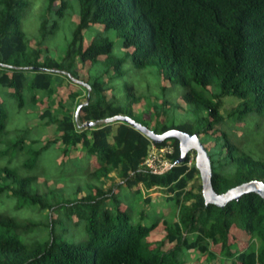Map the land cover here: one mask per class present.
<instances>
[{
    "label": "trees",
    "instance_id": "trees-1",
    "mask_svg": "<svg viewBox=\"0 0 264 264\" xmlns=\"http://www.w3.org/2000/svg\"><path fill=\"white\" fill-rule=\"evenodd\" d=\"M53 1L46 0L43 5L38 34L28 36L21 27L28 1L0 0V194L15 199L13 210L0 211V264H183L186 249L202 256L198 264H217V256L228 264H264L261 196L250 191L222 206L205 204L200 182L194 189L186 187L198 176L194 162L187 163L188 152L183 161L159 172L140 165L150 142L157 147L170 144L171 151L165 155L172 162L178 155L175 137L151 141L125 122L102 121L116 113L132 117V103L143 97L129 91L132 84L116 80L123 77V65L135 71L149 68L157 79L159 76L182 87L180 98L196 118L180 123L156 122L153 127L139 122L156 132L175 127L195 131L198 137L199 133L209 134L213 145H205L207 138L199 139L209 156L210 181L216 192L249 179L264 182V122L250 140L240 143L223 136V132L211 135L207 131H217L218 124L226 120L264 115V0H58L56 6ZM71 11L78 20L66 19L68 38L66 35L63 48L54 56L42 44ZM95 23L101 27L94 29ZM88 29L93 35L83 46V30ZM112 34L120 40L116 53L112 52ZM85 61L88 88L79 82L65 96L55 94L54 101L51 94L55 88L77 79V62ZM113 86L124 91L121 98L106 96L105 91ZM82 92L87 101L74 116L70 106L75 111L80 102L76 98ZM227 94L239 101L222 115L219 98ZM43 96L46 103L36 112ZM9 97L11 107L21 114L16 125L8 122ZM49 101L56 106L52 108ZM153 106L158 108L155 103ZM27 109L41 124H54V136L37 147L32 143L39 141L38 137L29 135L30 127L24 122ZM87 120L95 122L83 124ZM195 121L198 127L193 128ZM13 130L17 136L7 139ZM55 142L67 158L76 149L83 152L78 156L80 162L87 164L91 158L95 162L66 196L65 185L40 187L37 181L40 172L36 169L47 168L40 165L44 161L51 163ZM64 165V159L57 164L60 168ZM113 176L120 179L116 188L128 189L138 183L144 190L161 188L176 206L174 219L159 210L147 221L133 218L132 201L123 202L124 192L105 186ZM81 189L84 192L78 196ZM131 192L141 196L139 187ZM21 206L46 210L49 220L41 226L31 218H17L12 212ZM60 208L66 218L76 216L84 233L81 239L68 240L54 231L58 218L50 212ZM144 214L141 209L140 217ZM159 221L165 232L151 242L147 235ZM232 224L248 234L243 248L234 249L228 240ZM39 227L47 228L46 237L36 230ZM164 242L172 245L162 248Z\"/></svg>",
    "mask_w": 264,
    "mask_h": 264
},
{
    "label": "rangeland",
    "instance_id": "rangeland-1",
    "mask_svg": "<svg viewBox=\"0 0 264 264\" xmlns=\"http://www.w3.org/2000/svg\"><path fill=\"white\" fill-rule=\"evenodd\" d=\"M28 4L25 7L23 11V16L21 17V27L24 30V32L29 35H37L38 34V20L39 15L41 14L43 8V5L45 4L46 0H27ZM53 5H58V0L53 1ZM66 18L61 19V25L55 32V34L52 35V37L49 38V40L43 45H46L51 51L52 55H56L57 52L60 51V48L62 49L64 46V43L66 42V35L68 38V22L67 18L70 21L76 22L78 20L77 14L75 11H71L70 13L65 16ZM92 27L94 29H99L101 27V24L95 23L92 24ZM92 28V29H93ZM93 35V31L83 30V37H82V44L83 46L90 40V38ZM113 40L112 45V52L116 53L118 51L120 40L118 37L111 35ZM30 43L34 44L33 39H30ZM36 43V42H35ZM130 49V48H126ZM99 57H102V55H99ZM127 64L123 65V69H125L124 73L121 76L117 77V81H125L128 84H132V87H130L129 91L133 92L135 95L140 93L143 95V97L139 98L136 102H133L131 107V116L135 118L138 121L146 122L148 126L153 127L155 123H161L165 122L166 124L170 123H180L185 122L187 120L193 121V118H196V113L192 111L190 108H188L184 101L180 98V93L182 91V87L178 83H172L170 84L167 80H165L162 77L158 76V79L149 73V68L145 69H139L138 71H135L133 68H127ZM78 67V78H72V81L67 82V85L65 86H57L56 92H53L51 94V97H53L55 101V94L59 97L65 96L66 92L71 88H76L79 86L77 83H79L77 80H83L87 77V67H88V61H85L84 63L77 62ZM66 82V79H64ZM80 84V83H79ZM120 84V82H119ZM122 87V86H120ZM123 90L121 91L120 88L113 86V89H107L105 91L106 96L114 95L117 98H121L123 96ZM84 93L76 98V101L79 99L80 101H83L84 99ZM146 96H145V95ZM40 95V94H39ZM45 95V94H43ZM0 95V99H1ZM166 99L167 101H162V99ZM45 97L43 96V99L41 101H38V108L36 109V112L40 110L42 106L45 105ZM10 103L8 107V122L11 125H16L18 122H21V114L20 112L16 111V108L11 107V103L13 104L12 97H9ZM49 100V97H48ZM12 101V102H11ZM239 99L235 97L234 95H223L219 98V106L218 111L222 115H226L228 112L232 111L236 105ZM51 107H55L56 103L51 102ZM154 102L156 107L153 106ZM29 109V108H28ZM27 109V114L29 113ZM70 109L72 112H74V106H70ZM148 120V122H147ZM24 122L25 125L30 127L31 134L30 136L38 137L39 141H35L32 143L33 147H37L38 145H41L44 143V141L48 138H51L54 136V124H48L44 125L41 124V121L37 119V117L32 116L28 114V116H24ZM264 122V115H250L246 116L243 119H235V120H226L223 123H219V129H216L217 131L208 129L207 131L210 132L211 135L215 134H221L223 132V136L230 137V139H233L234 142L240 143L244 142L245 140H250L251 135L254 133L253 131L257 130L260 123ZM258 124V126H256ZM198 127V124L193 125V128ZM18 131V130H16ZM244 133H247V135L243 136ZM261 133H264V124L261 130ZM17 136V132L10 131L6 135V138L9 137L11 139L15 138ZM264 136V135H263ZM199 138L204 141L206 138L208 140L205 141V145L211 146L213 145L214 141L210 137L209 134L205 133H199ZM8 139V138H7ZM25 143H27V138L24 140ZM58 142H55L52 151L54 152L53 158L51 160L54 161L52 164L46 163L45 161L42 162L40 165H47V168L43 169H36L38 172H40L37 176V181L40 182V187H42V184L46 185L48 184L50 188H54L57 186L65 185L66 189L63 191V193L67 194L69 190L73 189L74 185L77 184L80 179L82 178L80 175L91 168V165H95V162L93 161V158L87 162V164H83L79 161L78 156H80L83 152L80 150H73L72 156L75 155V158H67V156L62 155L61 147L57 145ZM248 142L246 141V145ZM170 145V144H169ZM189 157L191 158V161H194V150H189ZM50 159V155H45L44 158ZM61 159H64L66 162V165H64L62 168L60 166H57L59 161ZM80 165V168L77 166ZM112 173V172H110ZM116 181H120V179L117 176H113V179H107L105 186H111L112 191H117L122 194V201L123 202H131L133 203V218L135 219H141L144 221H147L149 219V215L155 214L157 210L161 211L164 215H166L168 218L174 219V215L176 212V206L173 205L172 199H166V193L159 187H151L149 189H142L141 185L138 183L135 186H132L131 188H124L122 186L121 188H116L115 183ZM66 182V183H65ZM200 182L199 174L198 176H194L186 185V187H193ZM65 183V184H64ZM135 187L140 188L141 196L137 195L136 193H132V189ZM56 189L53 190V192ZM57 192V191H56ZM84 192V189L78 190L77 195L80 196ZM58 193V192H57ZM144 197H147V201H144ZM121 202L120 206H124V203ZM15 204V199L11 196H9L6 193L0 194V211H6V210H13V206ZM141 209H144V216L140 217L139 212ZM51 215L58 218V220L53 225L54 231L58 232L61 237H64L68 240H79L83 237V231L80 226V224L76 221L78 219L74 214H71L69 218H66L63 214V209H57L56 211H51ZM17 218H31V220H35L38 223L40 222V225L42 226L46 220H49V216L46 212V210L38 209L36 206H21L17 209L14 208V212H12ZM60 219V220H59ZM37 228L36 230H39ZM40 235L42 237H46L48 235V230L46 227H42L40 230ZM164 227L163 224L159 221L156 226H154L152 229H150L147 239L151 242H154L155 240L162 237L164 234ZM248 234L245 230L236 227L235 225H231L228 231V240L231 243H234L235 247L234 249H240L243 248L247 244ZM172 245V242H164L162 244V248H168ZM213 249L217 250V246H213ZM200 256V255H199ZM198 252L194 249H186L183 252V264H198L199 260L202 258V256L199 257ZM217 261V264H228L227 260L220 259L219 256L215 258Z\"/></svg>",
    "mask_w": 264,
    "mask_h": 264
},
{
    "label": "water",
    "instance_id": "water-1",
    "mask_svg": "<svg viewBox=\"0 0 264 264\" xmlns=\"http://www.w3.org/2000/svg\"><path fill=\"white\" fill-rule=\"evenodd\" d=\"M38 68V66H36ZM78 82L86 85L88 88V84L85 83L82 80H78ZM87 98L85 100L80 101L74 111V116L77 115V111L79 106L86 102ZM104 122H111L114 120L125 122L135 129H137L139 132H141L143 135H145L147 138H149L152 141H161L168 137H175L178 142V155L173 159L172 163H180L183 161L185 154L189 150H194V166L198 170V174L200 177V191L201 195L203 197L204 203H212L217 206H222L226 201L231 199L238 198L241 194L246 192H254L261 196L264 199V182L258 179H249L246 181L239 182L235 185L229 186L225 190L221 192H216L211 184L210 181V175H211V169H210V161L209 156L207 154V151L203 145V143L200 141L197 132H187L175 127H169L167 129H164L160 132H156L152 130L151 128L147 127L146 125L142 124L141 122L135 120L134 118L130 117L126 114L116 113L110 116H107L102 119ZM95 121L93 120H87L84 121L83 124L85 125H91Z\"/></svg>",
    "mask_w": 264,
    "mask_h": 264
},
{
    "label": "built area",
    "instance_id": "built-area-1",
    "mask_svg": "<svg viewBox=\"0 0 264 264\" xmlns=\"http://www.w3.org/2000/svg\"><path fill=\"white\" fill-rule=\"evenodd\" d=\"M170 151L171 146L168 143L157 147L151 142L140 164L145 170L151 172L162 171L170 164L169 158L165 155L166 152ZM190 162L191 158L189 157L187 163Z\"/></svg>",
    "mask_w": 264,
    "mask_h": 264
},
{
    "label": "clouds",
    "instance_id": "clouds-1",
    "mask_svg": "<svg viewBox=\"0 0 264 264\" xmlns=\"http://www.w3.org/2000/svg\"><path fill=\"white\" fill-rule=\"evenodd\" d=\"M77 81H78V80H77ZM102 121H103V120H102ZM151 141H152V140H151ZM150 143H151V142H150ZM150 143H149V144H150ZM152 143H153V142H152ZM153 144H154V143H153ZM187 152H188V151H187ZM187 152H186V153H187ZM188 153H189V152H188ZM193 162H194V161H193ZM171 163H172V162L170 161V164H171ZM170 164H169V165H170ZM140 165H141V164H140Z\"/></svg>",
    "mask_w": 264,
    "mask_h": 264
}]
</instances>
